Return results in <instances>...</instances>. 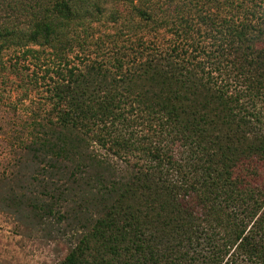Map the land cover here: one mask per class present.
I'll use <instances>...</instances> for the list:
<instances>
[{"label": "trees", "instance_id": "16d2710c", "mask_svg": "<svg viewBox=\"0 0 264 264\" xmlns=\"http://www.w3.org/2000/svg\"><path fill=\"white\" fill-rule=\"evenodd\" d=\"M21 3L0 62L49 80L2 202L58 264H264V0Z\"/></svg>", "mask_w": 264, "mask_h": 264}, {"label": "rangeland", "instance_id": "374dc122", "mask_svg": "<svg viewBox=\"0 0 264 264\" xmlns=\"http://www.w3.org/2000/svg\"><path fill=\"white\" fill-rule=\"evenodd\" d=\"M1 19L11 18L24 23L25 17L18 7L26 6L24 0H0ZM167 2V0H165ZM200 6V5H198ZM27 17V16H26ZM21 52L9 51L1 56L0 62V264H58L73 240L61 237L57 233L56 220L45 216L43 221H27L19 218L15 211L2 202L8 186H16L17 177L25 170L19 166L17 157L21 154L18 139L24 137V126L37 109V103L43 102L45 82L38 79L33 84L31 64L34 59L23 57ZM38 76L41 72L36 71ZM28 182H34L29 176ZM28 189H20L17 191Z\"/></svg>", "mask_w": 264, "mask_h": 264}]
</instances>
